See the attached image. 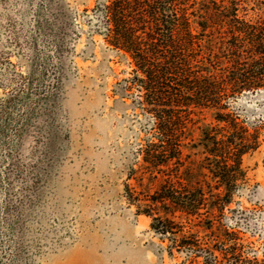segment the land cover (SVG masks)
<instances>
[{"label": "rangeland", "instance_id": "rangeland-1", "mask_svg": "<svg viewBox=\"0 0 264 264\" xmlns=\"http://www.w3.org/2000/svg\"><path fill=\"white\" fill-rule=\"evenodd\" d=\"M94 4L0 0V264H187L122 196L138 123L114 89L132 65L89 29ZM237 105L264 123V93ZM243 165L226 222L264 264V139Z\"/></svg>", "mask_w": 264, "mask_h": 264}, {"label": "trees", "instance_id": "trees-1", "mask_svg": "<svg viewBox=\"0 0 264 264\" xmlns=\"http://www.w3.org/2000/svg\"><path fill=\"white\" fill-rule=\"evenodd\" d=\"M85 17L132 65L114 89L138 123L126 203L181 263L252 264L226 221L246 211L230 204L264 139L237 105L264 93V0H95Z\"/></svg>", "mask_w": 264, "mask_h": 264}]
</instances>
